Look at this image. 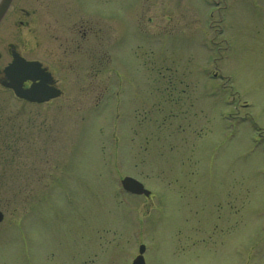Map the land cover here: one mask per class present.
Here are the masks:
<instances>
[{
	"label": "rangeland",
	"instance_id": "374dc122",
	"mask_svg": "<svg viewBox=\"0 0 264 264\" xmlns=\"http://www.w3.org/2000/svg\"><path fill=\"white\" fill-rule=\"evenodd\" d=\"M91 1L97 69L12 22L31 0L0 33L61 91L0 88V264H264V0Z\"/></svg>",
	"mask_w": 264,
	"mask_h": 264
},
{
	"label": "flooded vegetation",
	"instance_id": "af4514ba",
	"mask_svg": "<svg viewBox=\"0 0 264 264\" xmlns=\"http://www.w3.org/2000/svg\"><path fill=\"white\" fill-rule=\"evenodd\" d=\"M16 0H12L11 4L4 14V16L0 20V33L5 29V25L9 22L8 17L13 10ZM39 0H31V8H17L18 17L16 20L13 19L12 22H19L21 27L29 26V23L25 22H42L41 26L37 29H34L35 33L38 34L39 38H44L47 36L52 43L58 44L59 50L73 55L74 53H83L85 58L96 59L102 53V41L104 35V25H103V14H100L99 10L97 13L90 11V7L93 5V2L90 0L88 3L87 0L79 6L75 2V7L73 8L71 5L72 0H65L64 2H57L56 0H49L44 5H37L33 7V4L37 3ZM75 1V0H74ZM98 5L103 6L104 0H95ZM118 0H107L106 5H110L111 3ZM238 1V0H234ZM55 7H57V11L55 13ZM93 7V6H92ZM42 11L45 12L47 19H41ZM54 11V14H53ZM106 21L115 22L112 17L106 18ZM107 38L109 37L108 33L111 32L110 28L106 30ZM95 43V46L92 45ZM84 44V46H82ZM89 44H91L89 50L87 49ZM9 49V50H8ZM7 49L6 40L4 37L0 35V82L4 79V71L12 62V51H14L17 55L23 58L17 50L13 47ZM5 52V56H3ZM8 56L10 57V62H7ZM82 56V55H81ZM24 59V58H23ZM26 60V59H25ZM93 61L95 63L96 69L98 67V60ZM38 62L35 60H27ZM92 62V61H91ZM40 63V62H38ZM42 68H44L47 72L51 74L53 78V73H51L46 67L40 63ZM54 80V78H53ZM30 82L24 84V88H28L30 86ZM54 87L57 88V82L54 80ZM0 88L1 85H0ZM58 89V88H57ZM151 196L149 195L147 199ZM142 246L140 244L138 249Z\"/></svg>",
	"mask_w": 264,
	"mask_h": 264
},
{
	"label": "water",
	"instance_id": "95a60500",
	"mask_svg": "<svg viewBox=\"0 0 264 264\" xmlns=\"http://www.w3.org/2000/svg\"><path fill=\"white\" fill-rule=\"evenodd\" d=\"M12 0H0V20L6 13ZM12 62L4 71V79L0 85L12 91L14 96L29 104H46L60 97L61 92L54 87V81L51 75L41 67L38 62H27L12 51ZM30 82L28 88H24V84ZM122 188L125 192L133 195L149 196V192L145 191L142 184L136 180L126 177L121 181ZM3 215L0 212V223ZM144 249H139V256L132 264H144L142 254Z\"/></svg>",
	"mask_w": 264,
	"mask_h": 264
},
{
	"label": "trees",
	"instance_id": "16d2710c",
	"mask_svg": "<svg viewBox=\"0 0 264 264\" xmlns=\"http://www.w3.org/2000/svg\"><path fill=\"white\" fill-rule=\"evenodd\" d=\"M4 128H6V127H5L4 123L1 122L0 123V162L5 161L7 154H10L9 153V147H10L9 144H10L12 138L14 137V135L9 136L8 129L5 130ZM15 136H16V134H15ZM14 145L15 144H13V146ZM5 163L6 162H4V164ZM4 167H5V165H4ZM2 171H4V170L2 169ZM0 179H1V177H0ZM1 185L2 184H0V187H1Z\"/></svg>",
	"mask_w": 264,
	"mask_h": 264
}]
</instances>
